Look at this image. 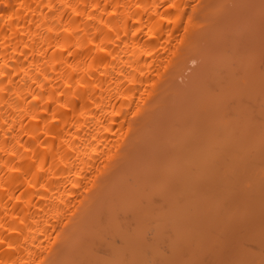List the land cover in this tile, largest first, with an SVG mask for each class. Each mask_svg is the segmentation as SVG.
<instances>
[{
	"label": "bare ground",
	"instance_id": "6f19581e",
	"mask_svg": "<svg viewBox=\"0 0 264 264\" xmlns=\"http://www.w3.org/2000/svg\"><path fill=\"white\" fill-rule=\"evenodd\" d=\"M0 264H264V0H0Z\"/></svg>",
	"mask_w": 264,
	"mask_h": 264
}]
</instances>
